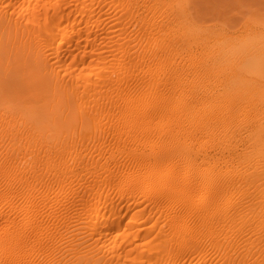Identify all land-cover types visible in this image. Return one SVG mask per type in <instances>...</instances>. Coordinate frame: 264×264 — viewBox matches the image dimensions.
<instances>
[{
	"label": "bare ground",
	"instance_id": "6f19581e",
	"mask_svg": "<svg viewBox=\"0 0 264 264\" xmlns=\"http://www.w3.org/2000/svg\"><path fill=\"white\" fill-rule=\"evenodd\" d=\"M165 2L116 1L125 12L119 23L113 24L121 25L124 34L122 53H130L129 46L140 41L132 53L147 55V48L141 52V36L135 43L127 35L128 28L141 21L149 27L147 37L153 38L150 53L163 50L159 48L162 45L166 53H177L181 47L188 50L193 30L187 12L175 4L169 7L172 2L161 10ZM96 4L101 8L105 3L0 0V264H185L184 259L193 252H199V260L205 261L208 246L223 264H231L239 258L240 242L264 228L258 231L253 222H240L246 208L254 205V199L240 202L236 189L232 194L238 197L229 194L234 187L240 191V167L223 162L218 168L217 154L208 152L235 154L241 140L252 144L253 154L264 151V96L241 102L240 92H236L235 97L226 94L216 100L213 95L201 97L195 89V99L188 100L182 81L178 100L156 90L142 97L138 82L126 79L130 62L120 59L107 67L102 42L109 30L100 31L108 21L93 7ZM145 12L151 13L150 17ZM162 30L177 34L157 48L156 37ZM219 53L226 51L220 48ZM231 57L222 56L223 64H231ZM145 58L140 55L139 60ZM233 72L228 78L240 83V76ZM173 73L165 85L162 83L167 91L174 86ZM97 118L103 122L78 137V121L82 127ZM135 126L142 130L131 135ZM173 128L175 137L168 134L156 140V134ZM198 128L200 135L194 132ZM126 147L137 161L133 163L139 162L138 170L130 167L129 172H122L119 159L125 156ZM255 155L249 154L247 159L253 160L250 156ZM112 164L116 169H111ZM100 168L108 174L99 176L96 170ZM85 170L97 176L86 192L83 186L87 195L79 191L88 196L83 202L77 187L78 176ZM259 171L257 177H262L263 171ZM214 176L218 181L208 184ZM252 178L250 182L258 180ZM159 181L161 186H155ZM110 182L122 186L120 197L129 191L126 210L122 211L125 205L121 201L110 199L104 188ZM180 193L184 194L181 202ZM79 198L85 217L79 213L81 209L78 212ZM220 198L226 201L219 206ZM197 201L203 209L197 208ZM187 202L194 204L191 211L186 209ZM213 204L219 214L207 213ZM150 215H158L152 224ZM163 216L167 221L153 237ZM182 220L184 225H179ZM182 231L189 233L190 239L178 248L159 249L153 244L156 237L167 240ZM245 236L250 238L243 239ZM254 238V245L264 240Z\"/></svg>",
	"mask_w": 264,
	"mask_h": 264
},
{
	"label": "rangeland",
	"instance_id": "374dc122",
	"mask_svg": "<svg viewBox=\"0 0 264 264\" xmlns=\"http://www.w3.org/2000/svg\"><path fill=\"white\" fill-rule=\"evenodd\" d=\"M103 1L105 4L103 6H100L101 8H98L97 4L96 6L93 7L96 8L97 11H99L100 9V11L103 12L102 18L108 21L106 27H104V29L100 31L101 33L102 32L104 33L105 30H109L108 32L106 31L104 33L107 37H104L103 40H105V42H102V44H104V46H102V50H107L106 51L107 53H103L104 55H107L106 59L109 61L107 67L110 68L112 64L114 65L117 64L120 59L121 60L125 59V61L127 60L128 62H130V65L127 67L128 70L126 71L125 74L126 79L129 81L133 80L138 82L139 84L138 93L142 95V97H146L147 95H152V93L156 90L157 93L158 92L159 94L164 93V95L171 100H178V98L180 97L179 83H181L182 81H184V87L186 89L185 93L186 94L188 93L186 96L188 100L195 99V92H194L195 89H198V92L201 97H206V96L209 97L213 95L216 100L221 99L222 98L221 95H226V94L235 97L236 94L239 92H240L241 102L246 101L247 99H251L252 97L256 99H260L261 97L264 96V0H171V1L166 0L165 4L162 3L160 5L161 10L164 8L165 9L168 8L167 2L168 4L172 2V4L168 5L169 7L171 5L173 6L174 4L177 5L178 7L179 6L184 7L185 12H187V17L189 20L188 25L192 28L193 31L190 30V35L192 37L190 39V45L188 50L185 51L181 47L180 49L177 50V53H166L167 51L165 49V46L163 47L162 45L164 43H167L168 41H172V39L177 33H175L174 30L160 31V33L157 35L158 38L156 37L155 46H157L158 48L160 45H162L159 48H163V50L162 49L155 50L157 55L155 54V51L154 54H152L153 52L150 53L151 52L150 49L153 46L152 45L153 38H148L150 37L148 29L146 28L148 26L146 24V27H144L142 21L137 26L136 25L130 26V28H128L127 35L129 38H132L134 42L135 41L138 42L139 40H142L141 46L143 45L144 46L141 47V49L142 48L143 49L140 50L141 52L148 51L147 55L146 53H132L139 48L138 46L140 45V41L137 43L138 45L136 44V46H129L130 48L128 49V51L130 53H122V51H120L122 50L120 49V44L124 41V39L122 38L124 34L121 33V28H120L121 25L118 24V26H114L113 24L119 23L118 19H121V17L125 15L124 14L125 12L122 9V6L116 3L117 0H103ZM146 12H145V16L150 17L151 13L148 12L149 14H147ZM188 20L185 19L183 21L187 22ZM145 32H147L148 35H145L146 34ZM140 36L141 38L139 39L138 37ZM220 48H223L226 51V53H219ZM183 51H185V53H183ZM140 55L146 56L147 59L145 58L146 60L143 59V61L139 60ZM225 55L232 56L231 57L232 62L231 64L229 63L228 66L223 64L224 61L221 58L222 56ZM233 57H235L234 61L232 59ZM90 58L91 57H89L88 60H90ZM233 64H235V66H233ZM232 71H234L233 72L234 74H237L236 77L239 78L240 76V83H237L235 81L233 82L232 80H230V78H228V76H231ZM170 72H174L173 73L174 86L169 91H167V88H164L165 85L164 81H166L168 77H170L171 75ZM236 77L233 79L236 80ZM101 122L103 121L97 118L93 122H90L87 125L81 127L78 121V137H80L81 135L83 136L89 134V132L92 131V129L96 128ZM111 122L112 121H110L109 124ZM104 125H107V122ZM139 128L140 130H142L141 127ZM139 128L138 126L132 127L130 129L131 135L137 134L138 131H140ZM194 132H199L198 134L200 135L201 133L200 128H198ZM168 134L171 137L172 136L175 137L177 135L176 130L173 128L170 129L169 133L160 132L159 134H156L155 138L156 140H160L165 138ZM193 138L194 137H192V139ZM253 141L254 139L252 138L251 142ZM240 144H241L240 150L239 152L236 151L237 153L234 152L235 154H233V152L231 153L226 152L225 154L221 155L220 153L219 155V153H216L218 151L217 150L215 151L213 149H211V151L208 150L210 152H213V153L208 152V154L210 155L212 154V156H214L213 154H217L215 155L216 157L214 156V158L219 163L218 168L220 166H223L224 164L223 162L231 163L229 165L231 166L235 165L237 169H239L240 167L239 170L241 174L240 191L238 188L234 187L231 189V191L233 189H236L238 192L234 193L236 191L234 190L229 194L232 193H234L235 195L240 194L238 195L239 196L238 199H241L240 202L242 201L247 203V201L251 202L254 199L252 201L254 202V205L252 203L253 206H251L250 205L251 203L248 202L250 203L249 204L250 206L248 205L249 207L246 208L247 210L242 215V217L245 216V218L240 217L241 218L240 222L244 223L247 220L248 222L251 221L253 222L254 225L256 224V228L257 229L259 228L258 231H260V229L264 228V202H261V200L264 199V198L261 199V196L264 194V183L261 184V182H263L264 180L263 178L264 166L261 167L262 164L264 163V161H262L264 160V158H262V156L260 155L264 153V151H262L261 153L255 152L256 154L255 155L253 154L254 151H252L253 147H251L252 146L251 143L245 145V140H241ZM132 145L133 144L131 145L128 144L130 148L133 147ZM129 147H126V149L127 148L129 149ZM128 149L125 151V156L119 159L120 165L119 164L118 165L121 167L122 172L124 170H128L129 172L130 167L131 168L134 167L132 170H138L136 167L139 166V162L138 165L137 163H133L135 159L134 160L132 159V156L130 155L131 149L130 150ZM249 154L255 155V156H250L253 157V160H251V158L247 159L248 158L247 156ZM258 155L261 157H259ZM255 157L257 161L255 160ZM122 160L125 162V164H123ZM259 160L261 161L260 163L258 162ZM147 162L148 161L144 162L145 164H147L146 166L149 165ZM255 162L259 163V164L256 163L255 165L257 168L254 166ZM132 163L133 166H130L132 165ZM220 163L223 164L220 165ZM113 164H115V162H113ZM113 164L110 167H112L111 169L114 170L116 169V166L114 165L115 166L114 167ZM123 165L124 167L126 166L127 167L124 168L122 167ZM214 168L216 169V171L218 170V168L216 167ZM258 168L261 169V171H263L261 172L263 176L260 175L262 177H257L258 174H260ZM150 170L151 168H147L146 172H150ZM247 170H249L252 175L256 173L255 174L256 177H254L255 175H253V178L254 179L257 178L259 181L256 180L258 182L255 181L253 183L254 180H251L252 182H250L249 179L252 178V175ZM102 172L103 169L101 168L99 170H96V173L98 174L100 173L99 176L100 175L104 176L105 174L106 175L108 174L106 172L105 173L103 172L104 173L103 174ZM246 173L248 175L250 174L251 177L250 176L248 177ZM244 174L245 176L247 175V177H245ZM95 176L97 175L92 176L90 173H88V170H85L84 172H81V174H79L78 179L81 178L80 179L81 181H78V187H77L79 189L78 197H80L82 193L83 195H87L88 192L85 194V192L87 191L86 189L89 187L91 183L90 181L92 180V178H95ZM241 177H243V180ZM260 178L261 179L263 178V180H261ZM215 180L218 181L216 176H214V178L211 180V183L209 182L208 184L212 185L215 182ZM247 182L252 183V185L247 184ZM83 186L86 187L85 192L83 190L84 189ZM155 186H161L160 181L156 183ZM120 187L122 188V186L114 184V182L104 184V188H106V190L108 191V194L110 195V199L112 197L115 203H119L121 201L122 204L125 205V207L122 209V211H124L127 208L126 204L128 201L127 199L130 196V193L128 191L127 193H124L122 197H120V194H118L119 190L121 189ZM79 191H81L82 193L80 194ZM234 194H232L233 197L235 196ZM83 195L81 196L82 198L80 197L82 201L83 199H85L84 197L86 198L88 197ZM183 195H184L183 193H180L178 199L180 202L182 201L181 199H183L182 198ZM256 198L259 199L260 202L257 201ZM192 199H197V197H194ZM138 200L139 201L143 200V197H141L140 195L138 197ZM224 200L226 201V198L223 199L220 198V200L217 201L219 203V206L221 205L220 203L225 202ZM80 201L78 200V203ZM82 201L78 205V212L79 209L82 210V208H80L81 204L84 202ZM180 202L177 201L178 209H181V207L179 208ZM217 202L215 203L216 205ZM187 203L188 206H186L187 207L186 209L187 211L188 210L191 211L190 208L194 204L192 202H187ZM215 204L212 205L213 207L212 206L210 207L211 209L209 210L207 209L208 211H210L207 213H211V211L214 213L217 212V210H215V206H216ZM196 205H198L197 206L198 209L200 210L203 209L200 201H197ZM81 210L79 213L80 214L83 213L85 217L86 213L83 210L82 211ZM202 212L203 211H200V213ZM217 214L219 213L217 212ZM150 216L151 217L149 224H152L157 220L158 215H150ZM194 217L195 216L192 217V220L194 219ZM242 219L245 221L243 222ZM166 221H167L166 216H163L160 219V222L157 225V229L152 232L153 237L159 234L158 231L160 229V226H162V224H164ZM184 223L185 221L182 220L179 223V225L180 224L184 225ZM242 223H240V225ZM209 228H210L209 225L208 227L205 226L202 229V233L207 231ZM257 229H255L254 231H257ZM85 230H86L85 228L82 229V231ZM263 231L264 230L262 229V232L260 233L261 235L256 232L255 235L251 234L253 237L250 236L251 237L250 240L247 241L243 240L245 238H248L249 236L248 237L245 236L242 239L244 241L242 243L240 242V252L242 254L240 253L238 259H233L232 260L233 262L231 264H264V240L261 241V239H264ZM188 234L189 233H185L184 231L178 232L175 233L172 237L168 238L167 240L161 239L160 238L161 236L156 237L153 244L157 245L159 249H168V248L175 249L178 248L181 245V243H183V241L187 242L190 239V236ZM184 237L187 240L183 239ZM254 237H258V241L261 242L260 243L255 242V244L257 245H254L252 240L257 239ZM158 253L161 254L162 252H158ZM165 259H167V256H164V260ZM199 259H200V253L193 252V253H189L183 262L185 264H189L192 261L198 264L201 262V260ZM200 264H223V263L219 255L215 252V250L210 246H208L206 248V260L202 261Z\"/></svg>",
	"mask_w": 264,
	"mask_h": 264
}]
</instances>
